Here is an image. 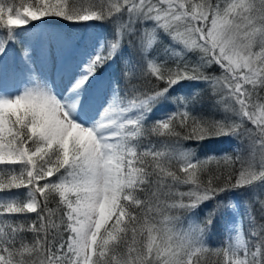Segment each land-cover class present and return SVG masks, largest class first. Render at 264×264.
Masks as SVG:
<instances>
[{
	"label": "trees",
	"instance_id": "16d2710c",
	"mask_svg": "<svg viewBox=\"0 0 264 264\" xmlns=\"http://www.w3.org/2000/svg\"><path fill=\"white\" fill-rule=\"evenodd\" d=\"M146 1L161 3L159 13H169L163 21L178 10L192 23L158 24L156 12L144 14L135 0H0V46L14 72L35 26L64 34L90 28L104 46L93 73H105L124 112L126 184L89 264H228L229 196L237 202L246 264H264V167L246 130L256 105L264 117V0ZM239 4L252 26L244 41L257 72L253 85H236L214 50L208 55L193 36L201 22L194 6L230 16ZM24 9L38 19L12 25L8 19ZM2 113L10 132L0 133V264H50L69 238L60 183L70 148L41 141L28 105Z\"/></svg>",
	"mask_w": 264,
	"mask_h": 264
},
{
	"label": "rangeland",
	"instance_id": "374dc122",
	"mask_svg": "<svg viewBox=\"0 0 264 264\" xmlns=\"http://www.w3.org/2000/svg\"><path fill=\"white\" fill-rule=\"evenodd\" d=\"M135 2L144 14L156 12L152 21L158 24L169 14L159 13L161 3ZM130 8L135 11L133 6ZM165 8L174 9L175 6L167 5ZM193 11L201 20L198 26L193 24L197 43H203L205 51L209 48L214 50L213 55L234 74L236 85L240 81L256 84V68L244 41L252 26L246 21L241 5L240 10L231 12L230 16L217 15L215 9L211 10L208 5L194 6ZM186 16L176 10L162 24L171 26L183 20L192 23ZM25 17L34 21L38 19L36 13L24 9L8 21L12 25H21ZM32 31L29 36L31 46L17 58L19 69L16 72L13 64L11 68L8 61L5 62L10 55L4 58L3 47L0 46V133L10 132L2 111L10 108L16 113L25 104L33 115L31 128L34 127L44 144L68 143L70 155L66 158L67 173L61 180L60 194L67 210L69 238L63 254L50 264H89L91 246L98 230L115 213L120 186L126 184L122 159L125 149L120 133L126 120L124 112L118 111L114 105L106 75L98 80L93 74L104 47L96 30L87 28L78 32L73 28L72 33L64 34L39 30L35 26ZM6 71L9 74L7 78L4 77ZM224 83L230 87L227 78ZM235 83L232 81L234 86ZM103 87L106 89L104 95ZM226 98L230 102L229 97ZM241 107L239 103L242 112ZM260 111L257 105L253 117L250 116L253 112L248 111L252 123L246 130L255 142L264 167V130L261 125L264 117L258 118ZM255 131L263 141L253 136ZM28 195L26 207L32 210L34 196L32 192ZM229 197L231 203L225 233L229 248L224 255L228 264H246V242L237 202L233 196Z\"/></svg>",
	"mask_w": 264,
	"mask_h": 264
},
{
	"label": "bare ground",
	"instance_id": "6f19581e",
	"mask_svg": "<svg viewBox=\"0 0 264 264\" xmlns=\"http://www.w3.org/2000/svg\"><path fill=\"white\" fill-rule=\"evenodd\" d=\"M102 177V176H101Z\"/></svg>",
	"mask_w": 264,
	"mask_h": 264
}]
</instances>
